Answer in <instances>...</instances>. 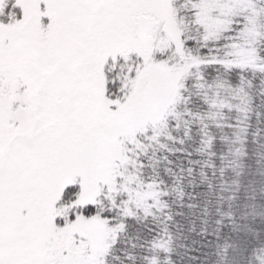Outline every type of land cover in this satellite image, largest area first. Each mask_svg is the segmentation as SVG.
<instances>
[{
  "label": "snow or ice",
  "instance_id": "obj_1",
  "mask_svg": "<svg viewBox=\"0 0 264 264\" xmlns=\"http://www.w3.org/2000/svg\"><path fill=\"white\" fill-rule=\"evenodd\" d=\"M259 201L264 0H0V264H264Z\"/></svg>",
  "mask_w": 264,
  "mask_h": 264
},
{
  "label": "trees",
  "instance_id": "obj_2",
  "mask_svg": "<svg viewBox=\"0 0 264 264\" xmlns=\"http://www.w3.org/2000/svg\"><path fill=\"white\" fill-rule=\"evenodd\" d=\"M258 203L262 205V207L258 208V211L264 212V201H259Z\"/></svg>",
  "mask_w": 264,
  "mask_h": 264
},
{
  "label": "rangeland",
  "instance_id": "obj_3",
  "mask_svg": "<svg viewBox=\"0 0 264 264\" xmlns=\"http://www.w3.org/2000/svg\"><path fill=\"white\" fill-rule=\"evenodd\" d=\"M165 87H167V84H165Z\"/></svg>",
  "mask_w": 264,
  "mask_h": 264
}]
</instances>
